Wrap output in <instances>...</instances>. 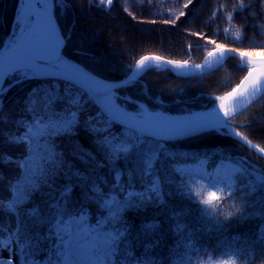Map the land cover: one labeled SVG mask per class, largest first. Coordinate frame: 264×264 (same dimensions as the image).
I'll return each mask as SVG.
<instances>
[{
    "label": "snow or ice",
    "instance_id": "1",
    "mask_svg": "<svg viewBox=\"0 0 264 264\" xmlns=\"http://www.w3.org/2000/svg\"><path fill=\"white\" fill-rule=\"evenodd\" d=\"M88 3L95 6V0ZM108 3L111 5L114 0ZM193 3L188 0L185 7ZM26 5L32 6L30 14H26ZM74 5L83 10L80 0H17L10 34L0 44V183H7L9 192L7 200L0 197V212L13 217L7 223L0 219V264H193L201 231L210 228L223 233L234 222H243L250 216L264 217V197L251 199L258 190H264V166L246 155L228 151L231 147L242 153L247 147L264 159V146L235 131L230 120L238 114L237 105L243 112L256 100L264 99V47L228 48L212 40L216 47L208 52L210 59L196 68L218 70L226 53H236L246 72L230 91L212 97L208 108L196 111L181 101L184 107L178 110L182 114L167 115L131 96L118 95L139 83L138 73L109 79L97 70L104 67V54L96 51L86 36H74V23L67 28L61 23V14L71 20ZM250 8L259 11L248 12ZM233 10L242 17L248 12L252 21H258L264 19V0H248L247 4L238 0ZM180 15L188 13L182 11ZM245 27L264 31V24L246 23ZM247 38L246 33L241 35L238 31L234 42L243 43ZM74 39L82 44L74 45ZM84 59H92L96 67L84 64ZM148 59L143 57L138 67ZM168 63L178 68L187 65V61ZM36 80L47 83L30 88L14 108L8 94L19 85ZM141 91L148 96L143 85ZM249 97L255 99L241 103ZM121 100L123 104L118 102ZM126 104L135 105L136 110L129 111ZM23 112L29 114L30 123L18 118V113ZM197 116L212 118L193 119ZM254 123H258L255 117L245 127L251 128ZM20 128L25 130L23 136L13 132ZM141 131L143 137L133 139ZM213 136H228L237 143L234 147H210L203 159L197 155L196 160L168 147L174 142ZM60 138H70L73 158L84 165L91 162L87 171L75 168L65 153L57 150L55 140ZM149 142L155 147H149ZM21 145L20 155L9 150H19ZM121 160H135L136 164L122 171L117 167ZM9 165L15 166L14 178L5 177L3 169ZM105 167L114 173L110 185L102 175H94ZM189 167L198 168L202 174L190 175ZM61 175L64 185L58 196L48 202L47 215H42L36 206L24 209L35 192L42 186L51 189ZM122 176L127 177L126 182L121 181ZM189 177L208 180L213 190L206 197L201 196L198 190L194 191ZM137 181L140 190L136 188ZM101 185H107V190L103 191ZM76 188L79 193H75ZM229 189L249 199L241 201L235 216L229 212L221 219L216 202ZM74 195L79 199L74 200ZM173 199L197 205L199 216L208 221V226L191 229L186 223L191 209L172 207L169 201ZM91 204H95V215ZM149 207L170 210L166 219H161L163 213H153L136 225L125 218L127 210ZM44 225L47 232L42 235L38 229ZM169 238L174 247L167 246ZM225 248V255L247 257L249 264H254L258 256H264V226L243 245L226 242ZM136 249L140 251L134 254ZM42 253L47 254L40 258Z\"/></svg>",
    "mask_w": 264,
    "mask_h": 264
},
{
    "label": "trees",
    "instance_id": "2",
    "mask_svg": "<svg viewBox=\"0 0 264 264\" xmlns=\"http://www.w3.org/2000/svg\"><path fill=\"white\" fill-rule=\"evenodd\" d=\"M81 7L74 5L69 17L61 14V23L67 28L70 23L76 25L74 36H86L95 50L104 54L103 68H97L102 75L109 79L120 76L124 78L132 70V65L140 53L151 52L159 54L165 58L179 61H193L200 59L206 48L215 47L211 43L212 40L216 44H224L228 48L253 49L264 47V31H258L255 28H246V23L264 24V19L252 21L248 16V12H257L259 9L250 8L248 12L243 13V17L239 12L233 9L238 5V0H194V3L187 8L185 4L188 0H114L113 4H109L108 0H104L101 7V0H95V6H90L88 0H80ZM247 4L248 0H244ZM17 11V0H0V44L10 34L13 18ZM188 13L187 16H181V12ZM56 14V9H55ZM232 18L229 19L228 17ZM175 20L176 23H165V21ZM227 32H224V30ZM240 32L241 35L247 34V39L243 43L234 42L235 34ZM196 33H200L199 36ZM80 43L79 39H74L73 44ZM83 63L96 67L92 59H84ZM245 65H241L234 57L225 60L222 67L218 70L214 69L210 72L203 73L191 78H178L173 76L166 69L151 68L147 70L139 79L136 86L124 89L119 92L120 95H128L134 99L145 102L150 108H160L166 112L180 113L179 108L184 107L181 101L194 110L208 108L211 105V98L220 96L230 91L232 87L242 78L246 72ZM46 81H29L25 84L14 88L9 94V101L12 102L14 108L17 107L20 98H22L30 88L46 84ZM141 85L147 91L148 96L142 94ZM63 88V84H61ZM180 91H177V90ZM210 94V95H207ZM162 100L163 103H156ZM120 103H124L122 100ZM130 109H136L135 105L126 104ZM89 108L94 111L91 105ZM59 110V109H58ZM264 99L256 100L252 106L238 116L232 118L234 121L241 123L238 129L249 139L264 146ZM255 117L258 123H254L251 128L245 125ZM18 118L30 123L29 114L23 112L18 113ZM114 126V129L115 130ZM24 129H13V132H19L24 135ZM143 137L139 134L133 136V139ZM58 151H63L66 158L72 162L75 168L81 171H87L92 165L82 164L70 155L72 144L70 138H60L55 140ZM237 141L228 136H213L192 138L183 140L179 143H170L168 147L173 151L186 152V155L192 160L198 159L197 155L204 158V154L210 151V147L216 145L233 146ZM149 147H155L149 142ZM23 145L20 149H9L16 155L22 154ZM229 152L233 154H243L251 160L258 162L260 166H264V159L251 149L244 147L242 153H238L235 148H229ZM101 159V157H97ZM138 162V161H137ZM191 164V161H189ZM136 164L135 160L118 161L117 167L122 171ZM6 178H14L16 169L14 165H9L3 169ZM94 175H102L110 185L114 181V173L108 167L97 169ZM189 182L193 185L194 191L198 190L201 196L206 197L209 191H212L209 181L196 179ZM127 177L122 176L121 181L126 182ZM64 177L59 176L53 187L42 186L35 192L30 201L24 205L25 210H30L36 206L41 210L42 215H47L48 202L54 196H58L59 191L64 185ZM75 184L76 181L73 180ZM137 190H140L139 181L136 184ZM103 191L107 190V185H101ZM80 189L76 188L75 193H79ZM229 192H232V198H229ZM51 193V195H49ZM0 197L5 200L9 198L7 183H0ZM260 197H264V190H258L251 199L258 201ZM74 200L79 197L73 196ZM249 199L242 193H237L233 189L225 191L223 199L216 202L219 207L220 218L228 216L231 212L235 216L237 209L241 208V201ZM169 203L174 208H189L191 214L186 218V223L191 229H203L208 226V221L203 220L198 213L197 205L187 200L173 199ZM93 215H95V204H91ZM260 205L257 203V208ZM170 210V209H169ZM165 209L149 207L146 210H127L124 215L129 223L136 225L139 221L151 218L153 213L159 215L163 213L161 219H166L167 211ZM252 209H248L251 211ZM0 219L6 223L13 219L6 211L0 212ZM264 226V217L250 216L243 222L232 223L220 233L209 228L208 231H201L197 237L198 255H193V264H213L221 259H226L227 264H249L247 257L241 259L235 255H225V244L230 243L233 246L243 245L246 241L255 237L259 231V227ZM38 231L43 235L47 232V225L41 226ZM235 238V239H233ZM5 243H8L7 238ZM168 247H174L171 238L167 241ZM43 247V245H41ZM47 247V245H45ZM203 248L202 251L200 249ZM134 250V254L139 252ZM47 253H42L41 257ZM177 257H173V260ZM254 264H264V256H258Z\"/></svg>",
    "mask_w": 264,
    "mask_h": 264
},
{
    "label": "water",
    "instance_id": "3",
    "mask_svg": "<svg viewBox=\"0 0 264 264\" xmlns=\"http://www.w3.org/2000/svg\"><path fill=\"white\" fill-rule=\"evenodd\" d=\"M29 7L31 8L32 10V6L29 5ZM53 12L55 14V7L53 8ZM213 48L215 47H211L207 50H205L200 59L197 60L196 62H190V61H187V65L186 67H183V68H178L176 67L175 65H172L170 63H168L169 61H179V60H171V59H168V58H165L159 54H155V53H151V52H143V53H140L139 55H137V57L135 58L134 60V63H133V66H132V70L131 72L128 74V75H131L133 72H137L138 73V76H137V79L139 80L140 77L148 70V69H151V68H155V69H166L168 70L173 76L175 77H178V78H191V77H194V76H197V75H200V74H203V73H207V72H210L214 69H208L206 66L203 67V68H196L195 66L196 65H206V61L210 58H208V52L209 51H212ZM143 57H149L150 59L148 60H145L144 61V65L143 66H139L138 67V62L143 58ZM154 57H160L161 59L160 60H156L154 59ZM229 57H234L236 58L239 62H241L242 65H244L242 63V59L241 57L236 54V53H232V54H225V57L223 59V62L229 58ZM181 62H184V61H181ZM46 71V70H45ZM119 95V93H118ZM248 99H255V98H245L241 101V103H247V100ZM157 111H161V110H157ZM201 111V110H200ZM244 112V111H243ZM237 113L236 115L230 117V120H231V123H232V127L235 131H238V132H241L239 129H238V126L241 124L239 122H236V121H233L232 118L238 116L241 112V109L239 107V105H237ZM165 114L167 115H173V116H176V115H180L182 113H168V112H165ZM212 117L211 116H197V117H193V119H211ZM242 133V132H241ZM139 134L141 135H144V132L141 131ZM243 134V133H242ZM244 135V134H243ZM245 136V135H244ZM251 140V139H250ZM253 143H255L253 141ZM257 144V143H256ZM254 152V151H253ZM256 153V152H255ZM258 154V153H256Z\"/></svg>",
    "mask_w": 264,
    "mask_h": 264
},
{
    "label": "rangeland",
    "instance_id": "4",
    "mask_svg": "<svg viewBox=\"0 0 264 264\" xmlns=\"http://www.w3.org/2000/svg\"><path fill=\"white\" fill-rule=\"evenodd\" d=\"M139 1H141V0H139ZM120 103V102H119ZM123 104V103H122ZM126 106V105H125ZM127 107V106H126ZM127 109L128 110H132V111H134V110H136V109H130V108H128L127 107ZM157 109H160V108H157ZM200 110H203V109H200ZM197 111V110H196ZM223 172H226V170H222ZM187 172L190 174V175H201L202 173H200V171L198 170V168H195V167H189L188 169H187ZM197 178H195V177H192V179L191 180H196ZM210 184V183H209ZM211 186V185H210ZM221 187H223L222 185H221ZM5 244H7V243H5ZM8 255V253L7 252H5L4 253V256H7ZM226 262V264H227V260L226 259H221V260H218L217 262H215V263H213V264H221V262Z\"/></svg>",
    "mask_w": 264,
    "mask_h": 264
},
{
    "label": "bare ground",
    "instance_id": "5",
    "mask_svg": "<svg viewBox=\"0 0 264 264\" xmlns=\"http://www.w3.org/2000/svg\"><path fill=\"white\" fill-rule=\"evenodd\" d=\"M25 11H26V14H30L31 13V8L29 7V5H26L25 6Z\"/></svg>",
    "mask_w": 264,
    "mask_h": 264
}]
</instances>
